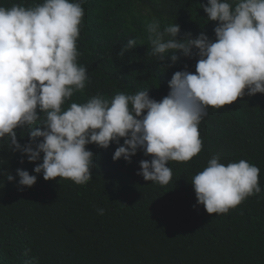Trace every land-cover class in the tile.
Returning <instances> with one entry per match:
<instances>
[{"label": "trees", "instance_id": "trees-1", "mask_svg": "<svg viewBox=\"0 0 264 264\" xmlns=\"http://www.w3.org/2000/svg\"><path fill=\"white\" fill-rule=\"evenodd\" d=\"M170 1L174 23L181 27L178 39L185 33L195 39L201 32L216 39L217 22L210 21L202 8L208 0H83L78 64L86 67L89 82L62 108L86 103L98 93L111 100L118 93L145 90L160 101L169 94L175 72L195 73L199 59L195 48L174 65L167 60L168 67L150 54L147 26L153 18L143 13V5ZM43 2L0 0V6ZM156 19L162 29L171 25ZM129 39L137 40L136 48L121 58ZM38 125L39 121L33 127ZM31 130H16L22 145L29 142ZM198 131L201 152L188 162L169 161L172 179L167 185L137 175L140 161L151 160L142 150L131 162L114 161L119 146L115 142L107 150L87 145L95 165L88 183L45 181L43 174L33 171L43 154L40 161L30 163L12 152L5 137L0 141V264H25L33 258L38 264H264V94H245L222 109L209 107ZM220 146L232 153L219 155L215 148ZM216 155L225 166L246 160L260 170L261 193L227 214L207 213L198 205L191 184ZM17 169L37 175V183L19 190ZM9 172L15 182L7 181L3 173ZM97 209H104V214Z\"/></svg>", "mask_w": 264, "mask_h": 264}, {"label": "clouds", "instance_id": "clouds-1", "mask_svg": "<svg viewBox=\"0 0 264 264\" xmlns=\"http://www.w3.org/2000/svg\"><path fill=\"white\" fill-rule=\"evenodd\" d=\"M82 4L83 0H44L32 7L0 6V141L7 137L12 152L30 163L43 154L33 171L43 174L45 181L88 183L95 165L87 145L107 150L115 142L119 146L114 161L131 162L142 150L151 160L140 161L137 175L167 185L172 179L169 161L188 162L201 152L198 128L209 107L222 109L245 94H264V0H208L202 8L217 22L214 41L203 32L195 39L191 33L178 39L179 24L162 29L156 18L147 26L150 54L162 67L170 66L165 65L169 59L174 65L198 50L195 73L175 72L162 100L145 90L118 93L111 100L98 93L65 110L62 105L89 82L86 67L78 64ZM136 45V39H129L119 57ZM18 128L32 129L28 143L18 141ZM3 174L15 182L10 172ZM259 174V168L246 160L225 166L216 155L191 184L207 213L227 214L261 193ZM37 175L17 169L19 190L34 186ZM97 212L103 215L104 209ZM25 264H38L37 258Z\"/></svg>", "mask_w": 264, "mask_h": 264}, {"label": "rangeland", "instance_id": "rangeland-1", "mask_svg": "<svg viewBox=\"0 0 264 264\" xmlns=\"http://www.w3.org/2000/svg\"><path fill=\"white\" fill-rule=\"evenodd\" d=\"M174 3L170 1V3H161L157 4H150L146 2V5H143V13L146 15L151 16L152 18H160L165 21L166 25H173L175 24V17H174ZM158 11V12H154ZM215 151L219 154H227L230 155L232 153L231 150H228L226 147L220 146L216 147Z\"/></svg>", "mask_w": 264, "mask_h": 264}]
</instances>
